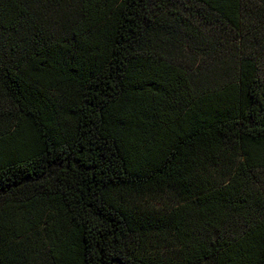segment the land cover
<instances>
[{"label":"trees","instance_id":"1","mask_svg":"<svg viewBox=\"0 0 264 264\" xmlns=\"http://www.w3.org/2000/svg\"><path fill=\"white\" fill-rule=\"evenodd\" d=\"M0 264H264V0H0Z\"/></svg>","mask_w":264,"mask_h":264}]
</instances>
